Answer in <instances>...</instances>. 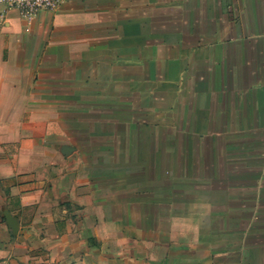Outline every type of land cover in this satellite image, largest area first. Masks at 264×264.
<instances>
[{"label": "crops", "instance_id": "1", "mask_svg": "<svg viewBox=\"0 0 264 264\" xmlns=\"http://www.w3.org/2000/svg\"><path fill=\"white\" fill-rule=\"evenodd\" d=\"M151 84L158 143L92 173L86 102ZM0 264H264V0L0 5Z\"/></svg>", "mask_w": 264, "mask_h": 264}, {"label": "rangeland", "instance_id": "2", "mask_svg": "<svg viewBox=\"0 0 264 264\" xmlns=\"http://www.w3.org/2000/svg\"><path fill=\"white\" fill-rule=\"evenodd\" d=\"M120 56H126V53H120ZM138 55V54H137ZM141 56V54H139ZM121 66V63H120ZM124 68V66H123ZM125 69V68H124ZM120 72L126 73V70H123L120 68ZM158 70L155 69L153 66L150 69V78L157 75ZM105 87V86H103ZM120 92L121 89H124V92L127 91L126 85H120ZM146 86L143 85H135L134 86V92L136 94V99L132 102H128L127 100H120L118 101L116 105L117 109L114 107V103L111 102H102V114L95 116L92 111L95 110V108H98V102H86V115L78 116L77 119L80 118V124L81 126L84 124L83 121H86L87 129L89 127L91 129H98L99 132H87L86 138L87 141H84L83 144L80 147L84 156L88 158V160L91 158L92 160H95V164L92 165V173L94 174H109L110 172L114 170H118V172H127V170H137L140 168V166L137 165H124L120 164L119 166H112V156L116 157L117 159H124L128 156H131V158H134V161L141 159L144 155L141 153V147L144 146L143 142L150 141L152 143L156 142V144L159 141V125H158V116L157 114L154 115L153 110L158 109V93H159V86L156 84H151L148 86V89L150 93L152 94V97L154 100H145L142 101L141 94ZM155 95V97H154ZM81 103V102H80ZM113 104V108L111 107ZM117 110L118 113V119L120 121H124L125 125L127 126L125 128L124 134L120 132L118 140L119 142V149L118 152L114 154V150L110 149V142L112 140L111 133L109 132L111 128V121L114 119V117L110 116L111 113H114ZM98 113V110H96ZM150 112L149 114L147 112ZM76 120V118H74ZM96 122V123H95ZM102 122V123H100ZM99 124V125H97ZM122 133V134H121ZM84 133H80V136L82 139L85 137ZM88 136V137H87ZM125 136V138L123 137ZM123 137V138H122ZM173 136L168 135V139H172ZM92 140L96 143V146H92L89 143V140ZM123 139V143H121V140ZM125 139V140H124ZM113 141H115L113 139ZM139 148L137 147V145ZM124 146V148H122ZM141 146V147H140ZM94 147V148H91ZM148 150V149H147ZM149 151V150H148ZM146 152V150H145ZM133 154V155H132ZM146 154V153H145ZM151 155L154 156L153 150H151ZM124 161V160H123ZM125 162L127 163V159H125ZM104 178H106L104 176ZM107 184V182H106ZM123 185L124 182L122 183ZM127 184L135 185L136 189H141L142 181H137L135 179L134 181L127 182ZM137 192V191H136Z\"/></svg>", "mask_w": 264, "mask_h": 264}, {"label": "built area", "instance_id": "3", "mask_svg": "<svg viewBox=\"0 0 264 264\" xmlns=\"http://www.w3.org/2000/svg\"><path fill=\"white\" fill-rule=\"evenodd\" d=\"M67 0H0L5 10H16L20 18L31 21L41 11H55Z\"/></svg>", "mask_w": 264, "mask_h": 264}, {"label": "water", "instance_id": "4", "mask_svg": "<svg viewBox=\"0 0 264 264\" xmlns=\"http://www.w3.org/2000/svg\"><path fill=\"white\" fill-rule=\"evenodd\" d=\"M9 222L13 228H15L14 223L9 219Z\"/></svg>", "mask_w": 264, "mask_h": 264}]
</instances>
